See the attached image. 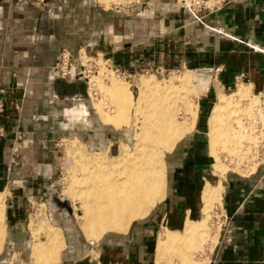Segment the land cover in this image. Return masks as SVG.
I'll return each mask as SVG.
<instances>
[{
    "label": "crops",
    "instance_id": "obj_1",
    "mask_svg": "<svg viewBox=\"0 0 264 264\" xmlns=\"http://www.w3.org/2000/svg\"><path fill=\"white\" fill-rule=\"evenodd\" d=\"M148 1L119 10L100 0L104 7L96 0H47L43 6L0 0L1 192L11 198L39 195L46 188L44 176L30 167L47 164L43 160L53 141L76 133L84 118L86 126L91 122L88 100L84 112L77 99L85 82L54 74L61 48L70 51L75 65L81 54L101 55L131 72L146 66L187 69L210 73L223 88L242 82L254 94L264 91V0H227L200 12L169 6L170 0ZM201 138L192 134L171 154L163 209L183 230L165 227L162 234L184 233L188 223H200L202 208L199 221L191 214L203 188L211 185L206 181L210 157L199 146ZM212 186L222 187L224 219L209 264H264V164L245 176L229 173L222 185ZM156 258L157 251L153 263Z\"/></svg>",
    "mask_w": 264,
    "mask_h": 264
},
{
    "label": "rangeland",
    "instance_id": "obj_2",
    "mask_svg": "<svg viewBox=\"0 0 264 264\" xmlns=\"http://www.w3.org/2000/svg\"><path fill=\"white\" fill-rule=\"evenodd\" d=\"M124 1V3L122 1L119 4L107 6V9H133L148 0ZM186 1L180 4L178 0H170L169 6L186 7ZM149 3H152V0L148 1L147 5ZM100 6L104 7L101 4ZM107 63L110 62L105 61L101 55L91 58L86 54L84 60L87 71L83 72L84 77L81 80L86 85L83 94L88 100L87 105L90 106V115H88L91 118L90 124L86 126V123H89L86 121L88 117L84 118L81 122L85 125L78 123L76 133L62 135L52 142L49 153L43 160L47 164L40 163L30 167L29 172L35 175L43 174L46 188L32 198L27 196L11 198L7 192L0 191V200L4 204L0 222V228L3 231L0 264H32L31 249L34 243L46 241L44 231L46 227L55 229L62 241L53 264H154L156 257V250H153L154 241L161 237L164 228L181 230L182 225H173L170 222L171 213L163 209L164 199L158 201L144 218L133 220L123 233L107 231L102 237L93 238L88 237L84 232V212L80 202L69 192L76 188L74 178H78L79 162L83 161H81L82 158H78L79 153L72 150L74 146H71L75 143L76 147L79 145L86 154L103 157L105 161H109L121 155V145L124 144L133 150L139 139V122L141 121L138 120L140 118L137 116L136 107L132 106L127 112L129 121L116 128L111 118L120 115L121 108L116 103L110 102L112 100L104 95L103 87L114 88L116 85L122 87L132 100L136 101L140 96H145V88L141 84L143 78L164 84L171 82L173 85V89L168 92V100L162 105L164 106L162 110L168 111V114L163 111L166 115H174L179 122L193 125L194 129L178 140L173 149L166 151L164 146L161 147L166 170L165 192L169 187L168 181L172 170L171 154L177 145L188 140L194 133L202 135L199 146L209 155L212 165L206 176V181L211 185L206 187H214L212 185L217 182L222 185L229 173L248 175L263 163L264 156L261 153L262 149L258 146V136L250 124L254 106L257 104V96L245 83L223 88L217 84V78L210 73L202 74L187 69L146 70V67H143L145 69L143 71L136 70L130 79L121 80L113 75L106 66ZM77 68L79 69L78 59ZM89 69L90 72H88ZM184 77L191 78L190 84H184L181 81ZM85 78L90 80L89 87ZM200 98L209 102L203 101L202 104ZM194 103H198L196 112L188 113L187 105ZM204 104L206 107L201 108ZM141 106L143 111L149 109L147 102ZM220 108H222L220 119L216 127L223 136V147L218 153V161L215 162L210 155L211 121L214 112ZM207 129L208 133H206ZM35 155L34 153L33 156ZM13 199H16L15 203ZM201 204L200 197L196 204L197 211L191 214L192 219L196 221L199 220L198 211ZM223 219L222 200L219 205L216 204L206 212V215L204 213L201 215L200 223L206 220V231L209 230L208 238L205 237L206 242L204 241L205 253L204 256H202L203 250L193 253L192 259L211 260L223 226ZM214 242L217 243L214 244ZM172 264H178V262L174 261Z\"/></svg>",
    "mask_w": 264,
    "mask_h": 264
},
{
    "label": "bare ground",
    "instance_id": "obj_3",
    "mask_svg": "<svg viewBox=\"0 0 264 264\" xmlns=\"http://www.w3.org/2000/svg\"><path fill=\"white\" fill-rule=\"evenodd\" d=\"M122 1L125 2L124 0H100L108 7ZM181 81L184 84H190L191 78L184 77ZM141 84L145 88V96H140L136 101H133L122 87L117 85L114 88L103 87L104 95L110 97L109 99L112 100L110 102L116 103L121 108L120 115L111 118L116 128L129 121L127 112L132 106L136 107L137 116L140 118L138 120L141 122H139V139L133 150L123 144L121 145V155L105 161L103 157L86 154L79 145L76 147L75 143L72 145L70 142L71 147L74 146L72 150L79 153L78 158H82L83 162H79L80 172L78 178H74L76 188L69 192L80 202L85 220L83 230L88 237L100 238L107 231L123 233L133 220L144 218L158 201L165 199L166 170L161 147L164 146L166 151L173 149L178 140L194 129L193 125L189 126L186 122H179L174 115H172L173 117L166 115L164 113L166 111L162 110L163 103L168 100V92L173 89L171 82L164 84L143 78ZM145 102L149 108L147 111H143L141 108ZM197 106L198 103L188 104L186 111L194 113ZM221 109L214 112L211 121L210 155L215 159V162L218 161V153L223 147V136L216 127ZM254 117L253 110L252 118ZM260 118L262 119V117ZM251 121V128L258 136L259 145L260 141L264 139V131L256 132V126ZM245 128L247 127L245 126ZM221 196V186L203 188L201 208L205 215L213 206L221 203ZM3 206L4 204L0 200V222ZM202 221L201 223L197 222L198 224L188 223L184 233L167 229L157 242L155 249L157 258L154 264H172L174 261H177L178 264H209L208 258L196 261L191 257L198 251L203 250L202 256L205 253L202 242L205 241V237L208 238L209 230L206 231V220ZM44 231L46 241L34 243L31 249L32 264H53L62 245L60 234L55 229L46 227ZM2 239L3 231L0 228V245ZM214 244L216 243L214 242Z\"/></svg>",
    "mask_w": 264,
    "mask_h": 264
},
{
    "label": "built area",
    "instance_id": "obj_4",
    "mask_svg": "<svg viewBox=\"0 0 264 264\" xmlns=\"http://www.w3.org/2000/svg\"><path fill=\"white\" fill-rule=\"evenodd\" d=\"M46 1L47 0H32V3L38 6H43L45 5ZM226 1L227 0H191V1L189 0L188 2L186 1V7L196 12H200L201 10L213 11L216 10L222 4H224ZM85 57L86 54H81V56L78 57V62H79V69H78L77 65H75L73 62V57L70 51L66 48H61L59 50L56 62L53 66L54 74L56 75V77L67 80L81 79L82 77H84L83 72L87 71L86 70L87 66L84 64ZM90 57L92 58V56ZM105 61L108 62V60ZM106 66L112 71L113 75L116 78H119L121 80L130 79L134 74V72H131L121 67L114 66L111 63H107ZM146 68H147L146 70L154 69L148 66H146ZM139 70L143 71L145 69L142 67ZM88 72H90V69L88 70ZM145 72L146 71H144V73ZM85 79L87 80L86 82L89 87V79L88 78ZM95 93L96 92H94V94ZM256 96H257V104L254 106L255 117L252 118L251 123L255 124L257 129L256 132H260V131H264V91L259 94H256ZM260 117H262V119ZM258 146L262 149L261 153L264 156V139L260 141Z\"/></svg>",
    "mask_w": 264,
    "mask_h": 264
},
{
    "label": "flooded vegetation",
    "instance_id": "obj_5",
    "mask_svg": "<svg viewBox=\"0 0 264 264\" xmlns=\"http://www.w3.org/2000/svg\"><path fill=\"white\" fill-rule=\"evenodd\" d=\"M184 1V0H183ZM147 9L149 10V7H147ZM77 99H78V101L82 104L81 106L82 107H80L84 112H86L85 111V104H84V100H85V96H84V94H83V92H77ZM211 167H212V165H211ZM216 184H218V182L216 183ZM199 212H200V210L198 211V216H199V219H200V215H199ZM183 229L181 228V230L180 231H182ZM157 240V239H156ZM155 240V241H156ZM154 241V242H155Z\"/></svg>",
    "mask_w": 264,
    "mask_h": 264
}]
</instances>
